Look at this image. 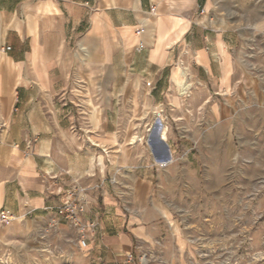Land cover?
I'll return each instance as SVG.
<instances>
[{"label":"crops","instance_id":"obj_1","mask_svg":"<svg viewBox=\"0 0 264 264\" xmlns=\"http://www.w3.org/2000/svg\"><path fill=\"white\" fill-rule=\"evenodd\" d=\"M207 9L212 0H0V211L52 222L46 208L82 187L100 230L83 245L74 229L79 264H125L145 231L101 180V148L122 142L124 96L175 88L173 48L191 81L217 67L222 80L232 40L203 26Z\"/></svg>","mask_w":264,"mask_h":264},{"label":"rangeland","instance_id":"obj_2","mask_svg":"<svg viewBox=\"0 0 264 264\" xmlns=\"http://www.w3.org/2000/svg\"><path fill=\"white\" fill-rule=\"evenodd\" d=\"M209 9L203 26L232 40L230 54L220 47L222 80L217 67L191 81L190 97L153 95L151 84L124 96L122 142L101 148V180L145 231L125 264H264V0H212ZM172 51L174 74L183 59ZM156 113L165 142L150 133ZM168 150L173 157L158 161ZM77 243L73 228L47 216L0 221V264H79Z\"/></svg>","mask_w":264,"mask_h":264},{"label":"built area","instance_id":"obj_3","mask_svg":"<svg viewBox=\"0 0 264 264\" xmlns=\"http://www.w3.org/2000/svg\"><path fill=\"white\" fill-rule=\"evenodd\" d=\"M54 210L56 217L52 220L51 226H59L61 222H65L68 226L75 229L80 237L83 245L86 241L94 236L100 230L98 220L89 216V199L86 190L82 187H74L64 192L62 201L54 208H46V210ZM15 220L14 214L10 211L2 209L0 211V221L9 223ZM128 261L134 259V255H127Z\"/></svg>","mask_w":264,"mask_h":264},{"label":"bare ground","instance_id":"obj_4","mask_svg":"<svg viewBox=\"0 0 264 264\" xmlns=\"http://www.w3.org/2000/svg\"><path fill=\"white\" fill-rule=\"evenodd\" d=\"M177 21H178V19H177ZM227 79H228V73L225 75V79L224 80L227 82ZM172 80H173L175 88L178 90L177 93H178V96L180 98L190 97L191 89H192V83H191V79H190V76H189V73H188V67L186 68V67L179 66L178 71L173 74ZM192 82H193V80H192ZM154 131L158 132L159 139H160L161 142H165V141L168 140V131H169V129L166 126V124L163 123L162 114L161 113H156V119L150 126V133L154 132ZM148 142H150L149 139H148ZM172 157H173V155H172V152L170 151V154L166 155V159L165 160H170ZM162 161H164V160H162Z\"/></svg>","mask_w":264,"mask_h":264},{"label":"water","instance_id":"obj_5","mask_svg":"<svg viewBox=\"0 0 264 264\" xmlns=\"http://www.w3.org/2000/svg\"><path fill=\"white\" fill-rule=\"evenodd\" d=\"M167 154H170V150H168ZM165 159H166V156L157 158L158 161H162V160H165Z\"/></svg>","mask_w":264,"mask_h":264}]
</instances>
